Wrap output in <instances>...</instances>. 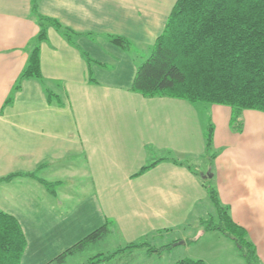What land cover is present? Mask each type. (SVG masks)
Returning a JSON list of instances; mask_svg holds the SVG:
<instances>
[{"label":"crops","instance_id":"crops-1","mask_svg":"<svg viewBox=\"0 0 264 264\" xmlns=\"http://www.w3.org/2000/svg\"><path fill=\"white\" fill-rule=\"evenodd\" d=\"M175 2L0 0V210L15 216L25 233L22 264L25 253L27 264H58L53 260L65 249L103 226L107 233L86 246L98 264L135 249L149 257L170 251L164 264L183 258L210 264L203 255H186L190 247H204L203 238L241 256L233 240L202 224L209 199L195 165L203 158L212 164L221 203L264 264V112L243 110L235 129L228 105L131 89ZM34 4L72 36L48 24L41 78L20 82L40 30ZM119 36L126 46L114 42ZM132 48L138 64L125 71L119 60ZM210 127L218 153L208 159ZM141 242L149 245L110 257Z\"/></svg>","mask_w":264,"mask_h":264},{"label":"trees","instance_id":"trees-1","mask_svg":"<svg viewBox=\"0 0 264 264\" xmlns=\"http://www.w3.org/2000/svg\"><path fill=\"white\" fill-rule=\"evenodd\" d=\"M34 12L40 30L30 42V53L20 82L28 77L41 78L40 44L47 38L48 24L57 27L69 40L72 36L71 31L57 20L37 13L36 4ZM113 40L119 45H127L120 36ZM131 89L146 97L170 96L193 103L228 105L232 108V124L235 129H240L239 117L243 110L264 112V0H176L151 55L138 67ZM212 140L213 127H210L208 151ZM202 182L216 213V217L210 213L207 221L202 220L205 231H217L233 240L248 264H260L256 247L245 228L232 219L217 190L204 177ZM107 231L106 226L99 228L53 261L63 263L67 255L82 251ZM146 244H129L110 257ZM26 245L19 220L0 210V264H22ZM148 248L150 252L156 251L152 246ZM100 261L93 257L88 264ZM175 264L207 263L201 259L183 258Z\"/></svg>","mask_w":264,"mask_h":264},{"label":"rangeland","instance_id":"rangeland-1","mask_svg":"<svg viewBox=\"0 0 264 264\" xmlns=\"http://www.w3.org/2000/svg\"><path fill=\"white\" fill-rule=\"evenodd\" d=\"M116 48H118L117 50H121L119 47H116ZM136 50H138V48H132L131 51H129L130 52L129 54H126L125 57H122L121 60H119L120 67H122L125 71L131 70L132 67H136L135 63L138 64V58L135 56ZM107 59H109V58H107ZM106 65L109 66L110 69L115 67V66H113L112 61H110V60H109L108 64L106 62ZM94 77H96V76L94 75ZM196 104L199 105V104H205V103L197 102ZM201 115H202V117L204 116L203 114H201ZM207 131H208L207 133H209V129ZM214 147H215V145L213 142L212 147H211V153H210L211 155L218 153V150L215 149ZM210 154L208 155V159H209V157H211ZM195 167H196L197 173L202 178L204 177L205 181L209 185H211L212 187L215 188V186L217 184L216 177L209 176V171H213L212 164L203 158V159H200L196 163ZM2 200H4V199L1 197L0 203L2 202ZM202 213L203 214H201V217H202V220H204V221H207L210 218V213H213L214 217H216V213L213 209V205H211L210 202L208 204V209H206ZM19 217L22 220L24 218H26L25 214L24 215L19 214ZM25 226L27 227L26 224H25ZM207 233L210 234L211 232H207ZM189 234L192 235V233H189ZM110 238H112L113 241H111ZM110 238H108L107 239L108 241H106V242H107V244L113 245L112 243L115 242L114 236L110 237ZM202 240L205 244L204 247L201 248V244H199L200 247H199V245L190 247L189 249H187L186 255L195 256V257H199L197 255H201V256L203 255V256L207 257L210 264H222V257H221L222 255L221 254L223 253V255H225V258L229 262L228 264H248L245 259H242L243 258L242 254L240 256L239 252L237 250L234 252V254H232L230 251L224 249V247H227V245H222V246L219 245L216 247V246H212V244L209 242L211 239L210 240H204V238H203ZM90 246L91 245H89L87 248L83 249L81 252H79L75 256L72 254L67 255V257L65 258L66 259L65 264H87V262L91 261L92 260L91 258H93L91 256H92V252L94 251V249H92ZM101 247H103V245H101L99 247V249ZM105 249L106 250H112V249H114V247L111 249V247L105 246L104 251H106ZM181 250L183 251L182 248H179L178 251H176V252L180 253ZM65 251H66V249L63 252H65ZM26 252H28V249L26 250ZM95 252H96V250H95ZM145 252H146V249H139V250L135 249L133 251V253L130 252L126 255H123V256L115 259L113 262H110L109 264H124V263L126 264V262H129V264H164L168 260V258L166 256L167 252H168V254H170V251L167 250L161 256H158L157 254L154 253L153 255H151L149 257L146 255ZM26 260H27V262H29L28 253H25V255L23 257V262H25V264H27ZM231 260H233L232 263L230 262ZM43 263H45V262H43ZM53 263H57V262L54 261ZM100 264H108V263L103 262Z\"/></svg>","mask_w":264,"mask_h":264}]
</instances>
